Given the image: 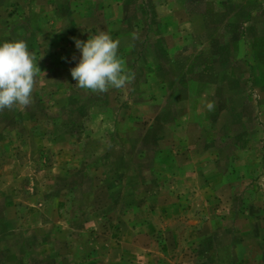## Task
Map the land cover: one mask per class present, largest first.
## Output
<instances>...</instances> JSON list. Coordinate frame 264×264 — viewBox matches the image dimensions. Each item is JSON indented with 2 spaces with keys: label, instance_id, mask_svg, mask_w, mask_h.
<instances>
[{
  "label": "rangeland",
  "instance_id": "obj_1",
  "mask_svg": "<svg viewBox=\"0 0 264 264\" xmlns=\"http://www.w3.org/2000/svg\"><path fill=\"white\" fill-rule=\"evenodd\" d=\"M220 1L164 38L171 8H123L132 41L77 0L51 23L22 11L15 37L0 21L38 65L31 103L0 109V264H264V0ZM100 31L130 78L94 92L72 38Z\"/></svg>",
  "mask_w": 264,
  "mask_h": 264
},
{
  "label": "clouds",
  "instance_id": "obj_2",
  "mask_svg": "<svg viewBox=\"0 0 264 264\" xmlns=\"http://www.w3.org/2000/svg\"><path fill=\"white\" fill-rule=\"evenodd\" d=\"M72 39L80 52L78 62L70 68L75 85L94 92L125 85L130 73L118 56V40L106 31L89 36L87 40ZM37 67L36 57L26 41H0V109L31 103Z\"/></svg>",
  "mask_w": 264,
  "mask_h": 264
},
{
  "label": "crops",
  "instance_id": "obj_3",
  "mask_svg": "<svg viewBox=\"0 0 264 264\" xmlns=\"http://www.w3.org/2000/svg\"><path fill=\"white\" fill-rule=\"evenodd\" d=\"M137 0H77V2H81L79 4V7H93L96 8L98 5L100 7L105 6L107 10L110 12V14L103 18H111V24H116V31L114 32V35L116 38L124 40L125 35L132 41L133 34H127V30L121 31L119 30V25L128 24V16L123 15V8H129V7H140V8H147V9H153L156 7L160 8H171V12L173 14V17L171 15H166L164 19L159 18V21L157 23H161L164 25L165 28H161L160 31L162 33L165 32L163 35V38L166 36V25H178L181 20V11H184L185 13L188 11L190 15L192 13H200L203 16L200 17L201 21H211V18L213 16V13L210 11V9L216 8H223L222 4L224 2L220 0H141V6L138 4V2H135ZM65 2H69V0H0V8H7L10 7L11 4H15V6L18 8V14L9 17V13L7 15H1L0 21L3 23H6L7 19L9 21H13V25L10 29H12L13 34L12 37H15L19 32H21V28L18 25V23H27V20H24L23 17H25L22 13V11L26 10L29 11V22L32 24H36L37 20L39 22H43V20L46 22L51 23V19L56 16L61 17V8L64 7ZM109 7V8H108ZM181 15V16H180ZM27 16V15H26ZM180 16V18H179ZM10 18V19H9ZM57 18V17H56ZM149 18V17H148ZM198 19V18H197ZM149 21V20H148ZM151 22V21H149ZM155 22V21H152ZM194 22V21H193ZM264 24V21L261 22ZM4 29H0V34L4 32ZM174 29V28H173ZM179 28L175 29L173 32V35H171L170 42H173L172 45L169 48L170 51H176L181 46V43H178L177 40L180 41L182 37V33L179 32ZM37 32V31H35ZM38 33V32H37ZM168 33V32H167ZM36 33L34 31L31 33L29 32V39L36 38ZM169 34V33H168ZM150 38V33L148 34ZM160 36V35H159ZM126 37V38H127ZM162 37V36H161ZM190 38H198L197 34H193L191 32V35L188 36ZM117 39V40H118ZM148 53H149V47H148ZM170 51H161L160 54L166 55L167 52L169 54H172L173 52Z\"/></svg>",
  "mask_w": 264,
  "mask_h": 264
}]
</instances>
